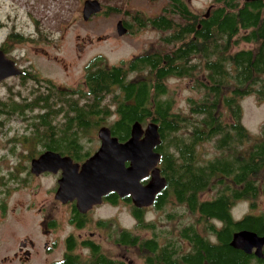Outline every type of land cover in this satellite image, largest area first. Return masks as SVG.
Wrapping results in <instances>:
<instances>
[{"label": "trees", "instance_id": "trees-1", "mask_svg": "<svg viewBox=\"0 0 264 264\" xmlns=\"http://www.w3.org/2000/svg\"><path fill=\"white\" fill-rule=\"evenodd\" d=\"M212 3L202 14L189 10L184 0H167L154 18L130 13L138 27L159 32L157 46L118 66L93 59L84 68V88L58 87L26 72L22 84L31 80L39 88L31 91L30 101L17 102L11 91L5 101L0 99V133L6 135L12 117L27 114L30 132L22 136L23 144L80 162L91 155V135L99 128L107 127L125 142L135 122H153L159 127L161 144L155 150L166 186L151 212L174 218L177 229L185 227L182 237L192 249L184 262L264 264L229 246L240 229L264 234L262 217L235 221L232 215L240 202L254 211L258 200H264V126L251 136L240 121L241 99L253 96L264 102V0ZM119 6L102 7L101 12L119 13ZM25 39L12 32L7 41ZM240 44L251 48L233 51ZM179 79L191 81L197 94L187 100V115L174 110L168 95L169 82ZM127 204L136 228L144 229L150 213L134 208L129 197ZM148 223L152 230L155 225ZM137 238L131 231L123 235L135 259ZM165 263L170 264L168 257Z\"/></svg>", "mask_w": 264, "mask_h": 264}, {"label": "rangeland", "instance_id": "rangeland-1", "mask_svg": "<svg viewBox=\"0 0 264 264\" xmlns=\"http://www.w3.org/2000/svg\"><path fill=\"white\" fill-rule=\"evenodd\" d=\"M84 1L86 0H0V43L6 41L12 32L30 40L26 41L25 39L19 44L9 43L8 52L18 61L19 65L29 68L40 79H47L58 87L70 89L84 88V68L87 63L97 57L102 59V64L105 66H118L146 51H152L157 46L159 32L152 28L138 29L136 27L135 29L133 27L132 35L118 37L115 25L118 21L131 22V16L135 12L144 19L157 17L162 13L161 10L167 0H96L103 9L120 5L121 11L119 13L108 11L105 14L100 12L86 22L82 20ZM184 1L189 10L197 14H202L213 5V0ZM121 2L123 3L122 9ZM247 48H251V46L240 44L233 51ZM33 82L27 80L23 85L17 79L7 81L0 87V99L5 101L9 98L10 91L17 102L21 101V97L32 98V95L29 97V92L31 94L35 87L39 88ZM190 85L191 81L188 79L172 80L168 84V95L174 101V110L184 115H187L188 112L187 100L191 97L197 98V94ZM41 87V90L44 91L43 86ZM240 106L242 126L251 136L260 134L264 126V102H258L253 96H248L241 99ZM29 124L27 114L12 117L4 128V132L8 130L6 135L0 133L1 178H6L8 173L14 172L13 168L17 161L13 162L9 159L7 150L9 147L15 146V152L21 153V146L14 138L18 137L21 140L23 135L29 134ZM96 134L97 130L91 135L93 141L90 150L92 151L99 147ZM34 148L39 147L34 146ZM20 175L24 176L25 173H20ZM13 186V183L8 181L0 186V201L6 204L7 212L6 215H1L5 218H0V232H12L10 227L14 228L21 222L22 225H20L23 227L25 235L29 234L35 238L34 230L38 228L36 226L40 221V213L36 208L29 211L25 208L29 204L28 201L34 197L37 204L39 201L45 202L48 208H52L54 212L57 211L51 204L53 178L41 180L39 188L33 184L29 185L32 188H26L23 191H20V184H17L16 192L11 195ZM32 192L36 194L32 196ZM209 194L207 193L205 196ZM41 204L43 203H39V205ZM130 207L127 204L124 207L120 205L116 209L107 208L98 215L112 219L114 228L120 227L136 233L138 228H136L135 220L131 217ZM11 209L15 213L11 212ZM249 211L247 202L238 203L232 209L234 220L240 219ZM262 211H264V200L259 199L254 212ZM156 216L154 212H151L146 220L153 221ZM157 225L159 227L167 225V220H162ZM7 230L9 231L7 232ZM127 259L132 264L137 263L135 256L130 253L127 254Z\"/></svg>", "mask_w": 264, "mask_h": 264}, {"label": "flooded vegetation", "instance_id": "flooded-vegetation-1", "mask_svg": "<svg viewBox=\"0 0 264 264\" xmlns=\"http://www.w3.org/2000/svg\"><path fill=\"white\" fill-rule=\"evenodd\" d=\"M132 21L122 22L128 30L125 36L132 35L133 30L131 29L133 27L140 29ZM9 43L7 40L0 43V52L3 53L7 60L13 62L21 74L2 81L0 87L11 79H17L22 84V77L26 75V72H30L29 68L19 65L18 61L10 55L8 52ZM28 95L29 97L31 96L30 92ZM21 98L23 100L28 99ZM28 100L30 101V98ZM14 139L20 144L22 151L17 154L14 149L15 146L9 147L8 150L5 149L8 152L9 159L13 160V162L15 160L17 163L14 165V172L8 173L6 178L0 177V186L6 181L12 182L14 186L12 187L11 195H13L16 192L17 184H20V191H23L26 188H32L31 186L33 184L39 188L41 180L49 177L53 178L54 187L52 190L53 200L51 204L54 205L57 211L54 212L52 208H48L45 202L39 201V203L43 204H37L34 201V197L32 200L30 199L25 210L29 211L30 209L33 210L36 208L37 212L40 213V221L36 226L38 228L34 230L35 238H32L29 234L25 235L21 222L14 228L12 226L10 227L13 230L12 232H0V264H105L106 262L111 264L112 262L114 264H132L127 259L129 251L128 245L123 242V235L126 233V230L120 227L114 228V225L112 226V223H114L112 219L98 215L107 208L116 209L120 205L123 207L127 206V197L119 198L115 193H109L105 197H102L100 204L93 205L84 213L76 208L75 200L66 202L56 200L57 181L60 179L62 171L59 170L55 174L48 172L35 174L31 172L32 161L44 152L51 150L43 147L34 148L25 145L22 139L19 140L18 137ZM76 150L78 151V149ZM69 151L75 152V149L71 148ZM96 151H91V155ZM60 156L70 158L73 164H78L79 166L90 157L77 162L68 155ZM20 173H25V175L22 176ZM35 192H32L31 195L34 196L36 194ZM112 198L114 199L113 202H111ZM154 208L153 202V205L137 210L142 213H151ZM11 212L15 213L14 210ZM6 214V204L0 201V216ZM155 214L157 216L160 215L158 217L156 216L153 221H145L144 229H137L136 264H166L165 257L169 258L170 264H186L184 258L191 252L192 248L190 242L182 237V232H184L185 227L177 229L175 225L177 222L174 218L167 220V225L159 227L157 224L166 219L163 217V214L157 211ZM249 216L262 217L261 219L264 224V211L259 213L249 211L235 221H241ZM0 218L4 219L5 217L1 216ZM148 222H152L155 225L152 230L148 228ZM242 230L249 231L247 229H240L236 232ZM20 232L22 233L19 234ZM198 234L200 237H204L202 230ZM260 237H264V234ZM254 251L253 249L250 255H246L242 251L239 252L251 260H258L253 255ZM262 256L259 259L260 261L264 260V246L262 247Z\"/></svg>", "mask_w": 264, "mask_h": 264}, {"label": "water", "instance_id": "water-1", "mask_svg": "<svg viewBox=\"0 0 264 264\" xmlns=\"http://www.w3.org/2000/svg\"><path fill=\"white\" fill-rule=\"evenodd\" d=\"M101 11L98 1L86 0L82 20L86 22ZM115 26L118 37L127 34L128 30L121 21ZM20 74L13 62L0 52V83ZM131 126L130 137L125 142L111 136L107 127L99 128L96 134L99 147L80 166L73 164L68 157L46 151L32 161L31 172L55 174L62 171L57 181L55 199L62 202L75 200L76 208L82 213L100 204L102 197L109 193H115L119 198L129 197L136 209L149 207L166 186L158 167L160 154L155 150L161 144L159 127L153 122L145 127L138 122ZM229 246L246 255H250L254 249V257L261 259L264 237L242 230L232 234Z\"/></svg>", "mask_w": 264, "mask_h": 264}]
</instances>
